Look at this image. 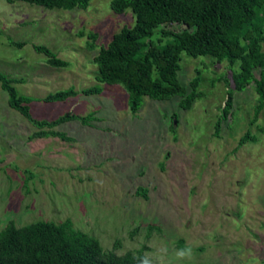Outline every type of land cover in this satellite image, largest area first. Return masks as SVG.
I'll return each mask as SVG.
<instances>
[{"label": "rangeland", "instance_id": "1", "mask_svg": "<svg viewBox=\"0 0 264 264\" xmlns=\"http://www.w3.org/2000/svg\"><path fill=\"white\" fill-rule=\"evenodd\" d=\"M133 24L132 12L115 13L110 0L73 10L0 0V71L22 79L14 86L35 99L32 116L95 111L99 118L92 126L70 120L54 128L72 141L30 138L36 128L8 105L0 86V232L10 222L69 219L104 250L116 241L120 254L145 245L147 264H264V108L253 121L254 85L233 92L216 135L228 63L182 52L178 78L188 86L199 73L204 96L186 110L178 96L144 97L132 114L123 87L99 82L92 59L114 32ZM89 32L96 34L93 49ZM33 44L70 65L49 66ZM70 86L76 96L41 100ZM92 86L101 92H80ZM248 131L255 139L238 146Z\"/></svg>", "mask_w": 264, "mask_h": 264}, {"label": "trees", "instance_id": "2", "mask_svg": "<svg viewBox=\"0 0 264 264\" xmlns=\"http://www.w3.org/2000/svg\"><path fill=\"white\" fill-rule=\"evenodd\" d=\"M8 1L59 10L85 9L90 3V0ZM110 8L117 14L130 10L134 24L114 32L107 44L99 47L92 62L97 67L99 82L123 87L132 114L138 112L144 97L160 101L178 96V106L186 110L204 96L199 89V73L189 80L188 86L178 78L181 53L185 52L194 58L208 55L216 62L226 61L231 71L230 79L224 78L228 100L215 123L216 135L231 113L233 92L250 84L257 93L253 110V121L256 120L264 108V0H110ZM173 25L176 28H170ZM88 37L93 49L96 34L89 32ZM10 44L21 47L25 42L10 40ZM33 48L46 56L51 67L70 65L45 45L33 44ZM17 82L22 79L0 71V86L7 93L8 105L36 128L30 138L55 136L72 141V137L54 128L70 120L89 126L99 120L95 111L85 116L66 112L51 120L37 119L30 111V103L35 99L19 94L14 86ZM80 92L99 94L101 88L92 86ZM78 93L70 86L41 100L64 101ZM246 139L255 137L248 131L238 146ZM136 193L146 197L147 189L138 187ZM117 245L118 241L113 249L104 250L97 237L75 228L69 219L60 223L38 220L23 226L10 222L0 232V264H147L145 245L121 254L114 249Z\"/></svg>", "mask_w": 264, "mask_h": 264}]
</instances>
